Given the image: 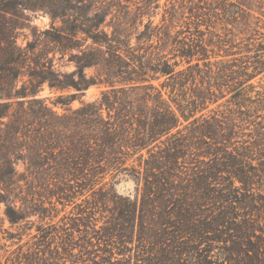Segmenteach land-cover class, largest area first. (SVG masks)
<instances>
[{"label":"trees","instance_id":"1","mask_svg":"<svg viewBox=\"0 0 264 264\" xmlns=\"http://www.w3.org/2000/svg\"><path fill=\"white\" fill-rule=\"evenodd\" d=\"M144 1L133 11L120 0H0V16L15 4L45 10L52 20L42 32L45 39L74 65L70 72L57 71L33 45L16 43L12 25L4 28L7 33L0 29V201L22 175L64 198H73L71 189L78 187L98 207L112 201L106 186L128 173L142 180L140 194L132 204L112 201V221L140 220L143 244L158 246L147 264H264V196L256 186L264 165L230 150L226 144L236 131L202 112L229 94L225 101L236 107L243 125L264 128V93L247 90L253 88L250 79L264 72V40L254 37L264 0H224L212 8L219 21L241 25L239 34L249 32L242 50L214 61L204 47L181 42L170 28L153 25L150 17L144 22L153 0ZM200 9L189 6L210 25V15ZM88 68L95 74H86ZM161 78L158 87L152 83ZM43 84L60 91L105 88L94 100L58 114L37 97ZM5 215L12 222L23 218L11 204ZM128 229L114 222L102 228V237L119 234L122 240ZM213 244L219 245L218 257L210 253Z\"/></svg>","mask_w":264,"mask_h":264},{"label":"rangeland","instance_id":"2","mask_svg":"<svg viewBox=\"0 0 264 264\" xmlns=\"http://www.w3.org/2000/svg\"><path fill=\"white\" fill-rule=\"evenodd\" d=\"M220 1L224 0H153L148 10L149 16L145 15L143 21L146 22L150 17L153 25L170 28L172 35L177 36L181 42L204 47L210 61L230 58V55L225 56V54H236L239 49L242 50L244 41L241 40L249 32L241 30L243 34H239L241 25L235 27L229 23V20L217 19L219 16L215 15L212 8L217 7ZM120 2L128 5L133 11H138L137 6L142 7L145 1L120 0ZM196 4H200V10L210 15V25L206 26V22L189 12V6ZM155 5L157 7H154ZM262 20L259 22L258 32L254 35L256 41L264 40V17ZM11 25L13 26L11 35L19 46L33 45L32 51L39 54L41 60L52 59L53 67L57 71L70 72L74 69V65L68 61V54L59 51L55 44L45 39L42 33L52 25V20L45 10L25 9L20 4H15L13 11L0 16V29L4 33H7L5 29H9ZM173 59L171 58L170 61ZM95 71L94 68L85 70L88 75L95 74ZM162 79L153 80L152 83L158 87ZM249 83L253 88L245 89L251 91L250 95H254L255 91L264 93V72L256 74ZM104 88L103 85H92L83 92L60 91L50 89L47 84H43L37 97L43 99L44 104L53 111L61 114L68 109L79 107L83 102L94 100ZM69 94H74L73 99H66ZM164 96L167 98V95ZM60 97L62 99H59ZM229 97L228 94L225 98H220L202 112L217 117L224 122L223 124L228 123L236 131L226 144L230 150L244 151L251 158V164L256 167L259 163L264 165V128L257 125H243L234 111L236 107L225 101ZM56 101H63L65 104H55ZM185 124L186 122L182 123ZM261 125H264V119ZM191 151H194L192 146L187 151L189 155L185 160L187 168H190L192 161ZM143 155L147 156L144 150ZM135 157L136 155L131 160ZM136 164L135 160L134 165ZM16 169L19 174L25 172V166L21 162ZM222 175L228 177L226 173ZM20 176L18 186L7 189L4 192L5 196L3 195L5 201H0V264H147L151 256H155L154 250L158 246L148 245L147 242L143 244L138 218L131 222L126 220V223L114 221L129 228L130 232L122 240L118 237L119 234L113 235L112 239L102 237V228L114 224L113 202L126 201L132 204L140 194L142 180L139 182L132 174L116 175L113 184L106 186L108 196L113 202L109 201L105 205L93 208L89 205L93 200L90 199L89 192L81 191L78 187L71 189L75 192L73 198H64L57 194V189L52 186L45 187L33 176ZM110 177V175L106 176L105 180H109ZM218 181L221 183L223 179ZM234 185L238 186L239 182L235 181ZM256 186L259 187L258 192L264 196V177ZM6 204H11L16 210L21 211L23 218L16 222L10 221L5 215ZM262 205L264 206V201ZM146 222L151 225L150 220L146 219ZM144 237L147 239L146 236ZM206 246L203 243L199 251H203ZM218 246V244L212 245L210 253L214 257L220 256ZM190 256L188 253L185 258L189 259Z\"/></svg>","mask_w":264,"mask_h":264}]
</instances>
